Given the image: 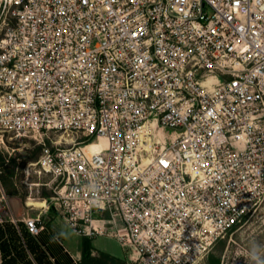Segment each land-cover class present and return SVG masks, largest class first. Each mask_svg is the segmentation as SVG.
I'll list each match as a JSON object with an SVG mask.
<instances>
[{
	"label": "built area",
	"instance_id": "1",
	"mask_svg": "<svg viewBox=\"0 0 264 264\" xmlns=\"http://www.w3.org/2000/svg\"><path fill=\"white\" fill-rule=\"evenodd\" d=\"M7 136L79 236L196 264L264 198V0H0Z\"/></svg>",
	"mask_w": 264,
	"mask_h": 264
},
{
	"label": "rangeland",
	"instance_id": "2",
	"mask_svg": "<svg viewBox=\"0 0 264 264\" xmlns=\"http://www.w3.org/2000/svg\"><path fill=\"white\" fill-rule=\"evenodd\" d=\"M55 139H67L68 143L63 141V147L73 145L68 136ZM5 143L7 148L0 145V227L8 231L7 226H15L19 232L18 224L24 223L18 219L32 218L41 210L27 205L30 199L43 202L50 207L51 216H58L51 199L53 189L47 186L49 177L38 176L33 167L28 168L39 159L42 145L30 136L12 140L7 136ZM46 143L50 145L49 141ZM13 219L16 223H13ZM42 224L45 226L44 220ZM57 231L71 252L74 253L80 247L84 237L79 236L61 217L57 219ZM43 232H46L45 229ZM33 238L38 239L39 236ZM88 238L92 240L93 249L99 255L121 260L114 264H129V254L116 239L105 235ZM196 264H264V198Z\"/></svg>",
	"mask_w": 264,
	"mask_h": 264
},
{
	"label": "trees",
	"instance_id": "3",
	"mask_svg": "<svg viewBox=\"0 0 264 264\" xmlns=\"http://www.w3.org/2000/svg\"><path fill=\"white\" fill-rule=\"evenodd\" d=\"M8 231L0 227V255L2 264H45L46 253L42 251L39 242L33 238L26 227L18 224L19 232L15 226H7ZM92 240L82 238V259L80 264H107L110 260L117 263L116 258L108 255L92 257Z\"/></svg>",
	"mask_w": 264,
	"mask_h": 264
},
{
	"label": "crops",
	"instance_id": "4",
	"mask_svg": "<svg viewBox=\"0 0 264 264\" xmlns=\"http://www.w3.org/2000/svg\"><path fill=\"white\" fill-rule=\"evenodd\" d=\"M43 205L44 206L41 207L40 212L34 215V217L40 216L42 221L43 220L45 221L44 227L46 232H42L38 239L35 238L39 242L42 251L46 253V258H44V263L45 264H80L82 259V243L80 247L75 250L74 253L71 252L69 249H67L65 247L61 235L57 231V219L61 216L59 215L51 216L50 210H48L47 208L48 206L44 203ZM18 220L23 222L22 219H18ZM23 226L25 227V224H23ZM99 256L100 255L97 251L96 252L95 250L92 251V257L99 258ZM115 260L117 263H120L121 261L117 259ZM106 262L107 264L112 263L110 260H106Z\"/></svg>",
	"mask_w": 264,
	"mask_h": 264
},
{
	"label": "bare ground",
	"instance_id": "5",
	"mask_svg": "<svg viewBox=\"0 0 264 264\" xmlns=\"http://www.w3.org/2000/svg\"><path fill=\"white\" fill-rule=\"evenodd\" d=\"M105 143H106L105 140L102 139L101 144H92V145L88 146L87 150L89 152L96 153L100 150L101 147H103L105 145ZM28 205L29 206H35L37 208H41L44 206L42 202H34V201H31V199L28 201Z\"/></svg>",
	"mask_w": 264,
	"mask_h": 264
}]
</instances>
